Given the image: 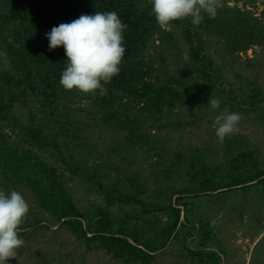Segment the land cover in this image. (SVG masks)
Instances as JSON below:
<instances>
[{
    "label": "trees",
    "instance_id": "obj_1",
    "mask_svg": "<svg viewBox=\"0 0 264 264\" xmlns=\"http://www.w3.org/2000/svg\"><path fill=\"white\" fill-rule=\"evenodd\" d=\"M220 2L217 16L205 17L199 26L188 19L161 26L151 14L148 0H0V51L9 61L3 67L0 60V174L12 186L29 189L38 207L67 226L88 249L103 250L128 264H153L158 252L180 244L186 256L184 264H221L223 251L213 241L210 221L198 216L186 198L229 190L264 192L260 151L245 139L231 136L223 142L226 158L219 165H209L200 149L172 161L164 170L165 177L172 176L173 168H185L187 183L171 195L161 193L156 201L142 198L138 188L131 190L118 182L109 186L97 180L104 202L86 215L69 192L63 174L40 154L53 150L70 170L96 180L86 169L68 161L62 148L61 139L76 137L77 129L68 115V104L60 101L76 94L94 96L96 105L105 111V120L117 129L128 130L127 140L132 142L144 138L143 133H136L134 103L156 116L190 104L210 108L209 99L219 98L220 108L228 105L234 111L253 110L264 119V91L256 79H245L246 86L238 88L223 85L222 69L207 52L210 36L223 42L232 55L264 48V20L254 11L263 5L264 13V0ZM96 11H115L127 25L120 72L105 85V95L64 90L59 83L66 61L64 48L50 51L46 33L60 23ZM169 27L181 29L191 59L186 68L203 80V86L172 73L163 48L157 60L148 55L157 42L161 46L175 40ZM239 78L244 80L241 75ZM16 104L28 110L25 123L14 111ZM9 126L20 127L22 146L8 139L4 128ZM41 222L36 218L32 224L26 217L18 231ZM191 239H195L194 247Z\"/></svg>",
    "mask_w": 264,
    "mask_h": 264
},
{
    "label": "rangeland",
    "instance_id": "obj_2",
    "mask_svg": "<svg viewBox=\"0 0 264 264\" xmlns=\"http://www.w3.org/2000/svg\"><path fill=\"white\" fill-rule=\"evenodd\" d=\"M262 9L263 5H258L254 11L264 20ZM169 29L175 40L164 42L161 46L157 42V46L149 48L148 55L157 60L158 52L163 48L172 73L203 86V80L186 68L191 64V59L181 29ZM207 52L222 69L223 85L238 88L245 85V79H256L264 91V48L257 47L232 55L223 42L210 36ZM124 101L130 102L126 98ZM60 102L68 104V115L77 129L76 137L61 139L65 157L73 165L86 169L96 180L92 182L80 171L70 170L53 150L41 151L40 154L63 174L69 192L86 215L93 213L96 204L104 202L102 192L96 185L97 180L109 186L118 182L131 190L138 188L142 198L156 201L161 193L171 195L186 185L188 176L185 168H173L172 176L165 177L166 167L180 155L187 157L195 149H200L206 154L209 165L224 162L223 143L215 135V119L221 112H239L242 115L239 131L232 136L248 141L249 146L258 149L264 159V119L253 110L234 111L228 105L213 110L203 104H190L152 116L145 113L141 105L134 103L131 106L136 111L133 118L138 121L136 133H143L144 138H135L132 142L127 140L128 130L117 129L105 120V111L96 105L94 96L76 94ZM14 111L25 123L28 110L16 104ZM4 130L9 134L11 143L23 145L19 126L5 127ZM130 179L135 181V186ZM0 190L22 193L30 209L26 217L32 220V224L36 218L42 220L39 226L34 224L19 230L24 244L16 257L9 258L8 264H128L103 250L88 249L67 226L58 223L38 207L29 189L12 186L1 174ZM186 200L194 204L198 216L210 221L215 234L213 241L223 251L221 264H264L263 191L229 190L223 194L215 192L199 199L189 197ZM194 240H190L193 247ZM180 248V244H171L157 253L153 264H184L186 256H183ZM213 249L218 250V247ZM187 261L189 263L191 258Z\"/></svg>",
    "mask_w": 264,
    "mask_h": 264
},
{
    "label": "clouds",
    "instance_id": "obj_3",
    "mask_svg": "<svg viewBox=\"0 0 264 264\" xmlns=\"http://www.w3.org/2000/svg\"><path fill=\"white\" fill-rule=\"evenodd\" d=\"M151 14L161 26L188 19L199 26L205 17L213 19L222 6L220 0H148ZM127 25L115 11H96L82 14L68 23H60L46 33L49 50L63 46L66 61L59 83L64 90L84 94L105 95V87L120 72L126 51L124 31ZM0 60L6 67V53L0 51ZM221 100L210 98L211 109H219ZM242 115L239 112H221L215 119V135L223 143L239 131ZM29 204L22 193L0 190V264H8L16 257L24 240L19 235V226L29 213Z\"/></svg>",
    "mask_w": 264,
    "mask_h": 264
}]
</instances>
